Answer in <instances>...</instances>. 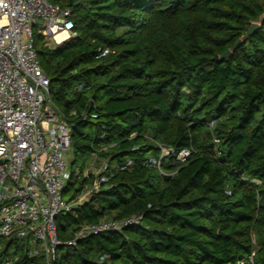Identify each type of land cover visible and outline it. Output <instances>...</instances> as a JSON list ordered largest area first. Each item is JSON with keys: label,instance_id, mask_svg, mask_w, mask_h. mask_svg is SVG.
<instances>
[{"label": "trees", "instance_id": "obj_1", "mask_svg": "<svg viewBox=\"0 0 264 264\" xmlns=\"http://www.w3.org/2000/svg\"><path fill=\"white\" fill-rule=\"evenodd\" d=\"M47 1L74 21L55 47L34 31L52 101L73 126L64 196L77 201L93 183L78 165L87 158L113 173L57 218L63 245L51 264H264V0ZM159 145L192 155L163 159L164 175L144 165ZM136 215L140 225L77 239ZM0 264L47 263L27 236L0 238Z\"/></svg>", "mask_w": 264, "mask_h": 264}, {"label": "built area", "instance_id": "obj_2", "mask_svg": "<svg viewBox=\"0 0 264 264\" xmlns=\"http://www.w3.org/2000/svg\"><path fill=\"white\" fill-rule=\"evenodd\" d=\"M36 20L42 24H35ZM36 28L47 41L61 45L74 36L72 13L47 0H0V238L22 240L32 236L46 263L51 264L63 245L57 218L70 213L83 197L100 192L113 173L104 161L80 199L70 202L64 196L70 178L67 155L72 149L73 126L52 101L51 81L34 45ZM63 34L66 36L58 40ZM109 53L102 50L97 59ZM96 118V114H82L83 121ZM159 147L160 158H150L144 165L154 166L164 175L163 159L172 157L185 164L192 155L189 149ZM132 167L129 161L119 170ZM90 175L89 170L83 172L85 178ZM142 221L143 215H136L87 225L77 239L121 232ZM68 244L73 246L75 241ZM249 264H254L253 257Z\"/></svg>", "mask_w": 264, "mask_h": 264}, {"label": "rangeland", "instance_id": "obj_3", "mask_svg": "<svg viewBox=\"0 0 264 264\" xmlns=\"http://www.w3.org/2000/svg\"><path fill=\"white\" fill-rule=\"evenodd\" d=\"M36 31L39 32V29L36 28ZM48 42L51 46L55 47L56 44L54 42H52V41H48ZM73 160H74L73 155L70 152L67 155V161H68V164L70 165V169L72 168L71 164H72ZM104 161H105V159L101 158L98 155H94V156L90 157L89 159L87 158V160H85V161L79 162L78 165L84 164L85 167L87 168V170H89V173H91L95 176L97 174V172L99 171V169H100V167ZM34 246H35V244L33 245V247Z\"/></svg>", "mask_w": 264, "mask_h": 264}, {"label": "water", "instance_id": "obj_4", "mask_svg": "<svg viewBox=\"0 0 264 264\" xmlns=\"http://www.w3.org/2000/svg\"><path fill=\"white\" fill-rule=\"evenodd\" d=\"M35 24H39L41 25L42 24V21L41 20H36L35 21ZM260 24L258 23H254L252 24L251 28L247 31V33L244 35V37L242 39H240L234 46V50H236L240 45L243 44L244 41L248 40L251 36H253L255 34V32L260 28ZM232 55V51L229 50L228 52H226V54L222 57V60L224 59H228L230 56ZM215 61H218L219 60V57H216L214 59ZM90 198L91 196H85L83 197L81 200H80V204L81 205H84L85 203H88L90 201ZM220 236H223L224 235L222 233H220Z\"/></svg>", "mask_w": 264, "mask_h": 264}, {"label": "bare ground", "instance_id": "obj_5", "mask_svg": "<svg viewBox=\"0 0 264 264\" xmlns=\"http://www.w3.org/2000/svg\"><path fill=\"white\" fill-rule=\"evenodd\" d=\"M65 36H66V34L60 35V36L58 37V40H61V39L64 38Z\"/></svg>", "mask_w": 264, "mask_h": 264}]
</instances>
